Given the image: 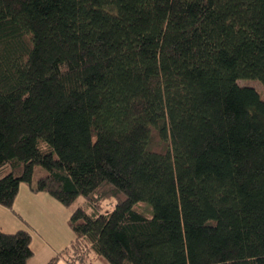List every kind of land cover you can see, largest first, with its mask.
Here are the masks:
<instances>
[{
  "label": "trees",
  "instance_id": "obj_1",
  "mask_svg": "<svg viewBox=\"0 0 264 264\" xmlns=\"http://www.w3.org/2000/svg\"><path fill=\"white\" fill-rule=\"evenodd\" d=\"M241 79L264 86V0H0V204L25 183L70 208L47 264H264V95ZM32 240L0 229V264Z\"/></svg>",
  "mask_w": 264,
  "mask_h": 264
},
{
  "label": "crops",
  "instance_id": "obj_2",
  "mask_svg": "<svg viewBox=\"0 0 264 264\" xmlns=\"http://www.w3.org/2000/svg\"><path fill=\"white\" fill-rule=\"evenodd\" d=\"M70 215L71 211L49 193L33 192L23 183L14 210L0 204V229L5 232L29 230L33 235L34 256L28 264H47L74 238ZM54 264L71 263L61 258Z\"/></svg>",
  "mask_w": 264,
  "mask_h": 264
},
{
  "label": "rangeland",
  "instance_id": "obj_3",
  "mask_svg": "<svg viewBox=\"0 0 264 264\" xmlns=\"http://www.w3.org/2000/svg\"><path fill=\"white\" fill-rule=\"evenodd\" d=\"M240 84H244V85H251L254 86L256 89H258L261 94L264 95V86L263 84L255 79H241L239 80ZM41 169L40 167L36 168V172H35V177L39 176V174L41 173ZM77 206H82L86 211L92 212L93 208L85 201L84 197H79L76 202L74 203L73 207H77ZM112 207V203L107 202V206L104 205L103 211H106V209L111 208ZM139 209L146 215H150L151 213V207L147 204V203H141L138 205ZM68 208V211H70V208ZM103 260L99 259V260H95L94 264H106Z\"/></svg>",
  "mask_w": 264,
  "mask_h": 264
}]
</instances>
